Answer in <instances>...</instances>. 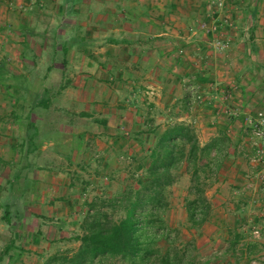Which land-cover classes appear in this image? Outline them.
<instances>
[{
  "label": "rangeland",
  "instance_id": "obj_1",
  "mask_svg": "<svg viewBox=\"0 0 264 264\" xmlns=\"http://www.w3.org/2000/svg\"><path fill=\"white\" fill-rule=\"evenodd\" d=\"M2 59L7 72L24 74L30 85L22 93L0 87V252L11 236L1 220L2 200L12 192L23 214L17 244L26 248L16 264H40L54 251L77 248L72 238L80 233L84 201L120 188L141 150L132 135L149 119L159 130L178 117L189 120L201 144L222 132L231 139L226 173L207 190L213 210L202 227L190 229L183 209L188 175L180 173L170 187L164 220L179 240L193 239L211 264L233 262L225 250L239 222L245 238L238 249L249 241L264 244V156L253 158L264 139L248 122L262 118L264 131V0H0ZM45 88L59 92L50 96L56 111L33 107L40 146L25 159L19 157L23 116ZM19 95L28 101L13 105ZM47 166L56 178L50 190ZM37 191L68 199L69 207L55 209L64 223L33 215L27 203ZM36 231L47 239L34 244ZM261 262L264 248L239 264Z\"/></svg>",
  "mask_w": 264,
  "mask_h": 264
},
{
  "label": "trees",
  "instance_id": "obj_2",
  "mask_svg": "<svg viewBox=\"0 0 264 264\" xmlns=\"http://www.w3.org/2000/svg\"><path fill=\"white\" fill-rule=\"evenodd\" d=\"M248 9L251 7L246 11ZM250 13L254 17V9ZM63 52H66L65 48ZM29 86L24 74L7 72L2 63L0 87L22 93L29 90ZM65 87L66 84L59 90ZM55 93L59 92L45 88L43 97L30 104L29 110L34 106L46 108L50 96ZM20 99L24 103L28 101L19 95L14 100L15 104ZM13 116L17 121L18 116ZM37 136L38 129L29 124L25 127L21 148L26 146L27 153L37 149L40 146L36 143ZM132 136L141 150L130 159L129 165L133 166H127V176L120 188L84 201L80 233L72 238L78 242L77 248L54 251L42 258L40 264H109L114 260L123 264H211V257L205 260L199 257L193 239L179 240V231L165 223L164 214L170 207L169 189L183 173L189 177L183 202L189 228H200L209 221L213 208L207 190L226 173L223 160L228 156L231 139L222 132L201 144L191 124L175 121L159 130L151 119L145 122V130L135 131ZM149 140L151 143L146 147ZM130 168L134 170L130 171ZM16 180L17 176L9 181L12 188ZM14 199L9 192L2 200L4 211L1 220L8 226L11 236L1 249L0 263L6 256L7 264H16L25 252L22 244H17V240L22 238L18 228L23 214ZM238 226H241L240 222L229 230L225 254L230 253L233 262L227 264H239L241 259L264 248V244L249 241L238 249L245 238ZM33 241H38V238L33 237Z\"/></svg>",
  "mask_w": 264,
  "mask_h": 264
},
{
  "label": "crops",
  "instance_id": "obj_3",
  "mask_svg": "<svg viewBox=\"0 0 264 264\" xmlns=\"http://www.w3.org/2000/svg\"><path fill=\"white\" fill-rule=\"evenodd\" d=\"M122 42H124V40L122 41ZM3 61H5V59H2V60H0V62H1V64H0V66L2 65V63H3ZM4 64V63H3ZM10 72V71H9ZM20 72V71H19ZM117 73V72H116ZM19 74H22V73H18V75ZM52 100L53 99H51L50 100V102H49V104H48V106L46 107V108H42V107H39V108H41V109H43L44 110V112H46V114L48 115V114H50V113H52V112H55L56 111V108L53 106V103H52ZM183 101L185 102V103H187V101H188V98H187V95L185 94V97H184V99H183ZM188 104V103H187ZM13 105H15V102H13ZM33 111H34V108H31V111L30 110H28V111H26L25 113H24V116H23V118L25 119V120H27L26 121V123H27V125L26 126H29V124L30 125H35L36 126V119H35V117H34V113H33ZM14 115H16V114H14ZM12 116H13V114H12ZM14 117V116H13ZM23 118H22V120H20V118H18L17 119V122H18V124L20 125L22 122H23ZM197 118H199V116L197 117ZM176 120H178V121H189V120H183L181 117H178ZM194 120V119H193ZM48 122L49 123H47V126H51L50 125V120H48ZM29 123V124H28ZM101 123H103L104 124V127L105 128H107V125L109 124L108 123V121L106 120V119H104V120H102L101 121ZM16 126V125H15ZM67 127H69V125H66ZM69 129H70V127H69ZM66 131V130H65ZM24 134H25V130H24ZM23 134V135H24ZM57 134V133H56ZM58 135V134H57ZM59 136H60V134H59ZM24 137V136H23ZM52 139H54V138H52ZM24 140V139H23ZM23 142H21V144H22ZM20 144V145H21ZM50 144H53V143H50ZM39 147V146H38ZM37 147V149H35L34 151L32 150L30 153H27L26 152V149L23 147V148H21V147H19V149H20V152H19V157H23V158H28V157H33V156H35L36 154V152L39 150V148ZM102 151V150H101ZM35 152V153H34ZM104 155H102V156H100V158H99V160L100 159H102L103 158V156H104V158L103 159H105L106 158V156H105V152L103 151L102 152ZM13 155H16V154H13ZM105 161V160H104ZM27 166V165H26ZM112 167V171L113 172H118V170H117V168H114V166H111ZM38 169H39V167H35V168H33L31 171L33 172V174H32V176L34 177L35 176V174H38ZM36 172V173H35ZM43 172H45V174H46V176H45V181H48L47 183H44V185L46 186V187H49V190L51 189V188H53L54 187V185H53V183H54V180L56 179L55 178V173L54 172H51L50 171V168H49V166H47L45 169H43ZM96 173H98V171L96 172ZM37 176V175H36ZM35 176V179H37V178H39L38 176L36 177ZM13 180V179H12ZM35 185H37V189H40V185H41V183L40 182H37V183H35ZM35 193V196L33 197V199H32V201H31V203H27V204H31V206H34V208L32 209V212H33V215L35 216V217H37V218H39V219H42L43 221H50V222H53L54 221V219L55 220H59V221H62V223H64V221L65 220H63V218H61L62 216H60V217H55V214H57L56 212H55V209H62V207L63 206H65L64 204H66V207H69V201H68V199L66 198V197H61V196H54L55 198H51L50 197V193L49 192H46L45 193V195H43V193L40 195V192H34ZM41 196L43 197V198H47L45 201H41L40 200V198H41ZM59 197V198H58ZM43 216V217H42ZM65 219V218H64ZM21 224V223H20ZM19 229V233H22V230H20V228H18ZM21 229H23V228H21ZM57 230H60V228H57ZM18 231V230H17ZM23 233H24V231H23ZM28 233V232H27ZM37 237L38 238V240L39 241H33V243L34 244H38L39 242H40V239H42V238H44L45 240L47 239V236L43 233V232H41V231H36V232H34V234H32V238L33 237ZM21 239V238H20ZM22 247L24 248V249H26L23 245H22Z\"/></svg>",
  "mask_w": 264,
  "mask_h": 264
},
{
  "label": "built area",
  "instance_id": "obj_4",
  "mask_svg": "<svg viewBox=\"0 0 264 264\" xmlns=\"http://www.w3.org/2000/svg\"><path fill=\"white\" fill-rule=\"evenodd\" d=\"M189 92L192 94L194 92L193 88L190 87L189 88ZM196 98H199V96H196ZM248 122L252 125V133L254 134V136L256 138H261V139H264V131L262 129V122H263V119L261 118L259 121L257 122H253L251 119L248 120ZM255 155H254V159L255 160H259V159H262L263 156H264V148L263 147H260V146H257L256 145V148H255ZM256 237H258V232L257 231H253L252 232Z\"/></svg>",
  "mask_w": 264,
  "mask_h": 264
}]
</instances>
